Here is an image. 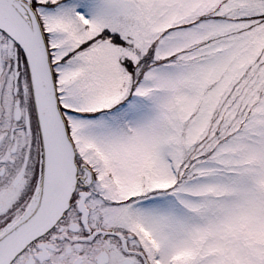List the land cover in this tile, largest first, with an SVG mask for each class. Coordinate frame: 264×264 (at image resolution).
I'll return each instance as SVG.
<instances>
[{"label":"rangeland","instance_id":"rangeland-1","mask_svg":"<svg viewBox=\"0 0 264 264\" xmlns=\"http://www.w3.org/2000/svg\"><path fill=\"white\" fill-rule=\"evenodd\" d=\"M39 1L106 224L138 216L213 264H264V0Z\"/></svg>","mask_w":264,"mask_h":264},{"label":"flooded vegetation","instance_id":"flooded-vegetation-1","mask_svg":"<svg viewBox=\"0 0 264 264\" xmlns=\"http://www.w3.org/2000/svg\"><path fill=\"white\" fill-rule=\"evenodd\" d=\"M28 1L37 12L43 6L39 0ZM77 162L78 182L67 210L9 264H213L210 249L201 254L177 248L180 239L165 233L163 223L146 224L137 216L106 224L108 202L100 193L97 169L80 153ZM41 171L28 66L21 48L0 29V236L37 197Z\"/></svg>","mask_w":264,"mask_h":264},{"label":"water","instance_id":"water-1","mask_svg":"<svg viewBox=\"0 0 264 264\" xmlns=\"http://www.w3.org/2000/svg\"><path fill=\"white\" fill-rule=\"evenodd\" d=\"M0 28L25 54L43 148V173L37 197L22 218L0 236V264H9L68 208L77 184L78 167L37 13L25 0H0Z\"/></svg>","mask_w":264,"mask_h":264}]
</instances>
